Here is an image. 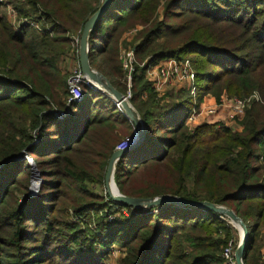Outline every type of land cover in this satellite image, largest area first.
<instances>
[{"label": "trees", "instance_id": "1", "mask_svg": "<svg viewBox=\"0 0 264 264\" xmlns=\"http://www.w3.org/2000/svg\"><path fill=\"white\" fill-rule=\"evenodd\" d=\"M102 1L7 0L41 31L15 30L0 4V264H103L114 250L118 264H228L222 254L234 230L218 215L172 205L133 210L95 189L133 132L100 91L85 89L82 102L67 103L69 68L79 61L74 40ZM89 48L91 67L122 94L121 51L134 52L129 102L147 134L115 166L119 192L231 209L249 231L243 263L261 264L264 0H110ZM172 58L190 60L201 98L257 93L261 102L236 126L190 129L185 91L173 87L159 100L147 79L148 69ZM26 157L42 171L33 197Z\"/></svg>", "mask_w": 264, "mask_h": 264}, {"label": "built area", "instance_id": "2", "mask_svg": "<svg viewBox=\"0 0 264 264\" xmlns=\"http://www.w3.org/2000/svg\"><path fill=\"white\" fill-rule=\"evenodd\" d=\"M0 4L5 6L7 19L15 30H23L30 28L41 31L42 27L37 22L18 17L16 11L7 4V0H0ZM136 32V29L131 30L130 36ZM74 44H79L78 40H74ZM122 69L126 73L127 92L124 94L129 100L131 98V77L130 74L135 63L134 52L132 49L121 51ZM147 79L152 85L153 92L157 99L163 98L166 91L171 88H177L185 91L191 99V111L187 119L188 128L192 129L206 123H211L210 118L215 117L220 111L225 112V119L223 122L217 123V128L229 127L228 122L240 120L249 105L253 102H261L257 93L252 94L246 98H228L224 97L219 102H210L207 96L199 95L198 86L196 83V73L190 60L178 61L176 59H167L159 63L156 67L147 70ZM69 98L67 103H80L84 99V90L96 91L97 88L94 83L88 80L82 73L79 62L70 65L68 77ZM207 99V100H206ZM209 101V102H208ZM119 112L121 109L119 105L115 104ZM58 118H63V113H57ZM137 133L130 134L122 139L117 145L115 151H123L132 147L136 143ZM134 210V209H133ZM111 221V220H110ZM232 243H229L223 251V258L228 264H235L234 249Z\"/></svg>", "mask_w": 264, "mask_h": 264}, {"label": "water", "instance_id": "3", "mask_svg": "<svg viewBox=\"0 0 264 264\" xmlns=\"http://www.w3.org/2000/svg\"><path fill=\"white\" fill-rule=\"evenodd\" d=\"M109 4L110 0H103L100 8L85 23L79 40L78 50V62L83 75L95 84L97 88L96 91H100L108 95L115 104L119 105L122 116L133 126L132 134L134 132L137 133L136 143L132 147L123 151H115L108 161L104 178L105 192L108 198L116 205L143 212L160 206L172 205L181 208H193L214 213L218 215L221 220H227L229 225L238 230L240 234V242L234 252V261L235 264H244L243 258L249 241V231L242 219L239 218L231 209L209 202L189 201L171 195H163L156 198L143 199L127 197L119 192L114 182L115 166L126 152L141 145L147 134V131L143 121L141 120L135 109L132 107L126 96L117 91L104 75L94 70L90 65L89 38L97 22L99 21L105 10L108 8ZM28 165L32 169L33 173H37L35 170V166L33 165L31 160H28ZM36 176L38 177L39 174L37 173ZM36 190L37 183L34 186L32 185V188L30 190V197L35 196Z\"/></svg>", "mask_w": 264, "mask_h": 264}, {"label": "rangeland", "instance_id": "4", "mask_svg": "<svg viewBox=\"0 0 264 264\" xmlns=\"http://www.w3.org/2000/svg\"><path fill=\"white\" fill-rule=\"evenodd\" d=\"M4 10H5V14L7 15L6 8H4ZM95 46H96L95 48L97 50L98 47H99V42L98 41L95 42ZM74 64H75V62H74ZM127 90H128V88H127ZM228 123L230 124V126H234V125L236 126L237 125V121H234L232 123L228 122ZM127 136H129V135H127ZM125 137H122V138H125ZM26 159L31 160L29 157H26ZM28 160H27V163H28ZM31 161H32L33 165L35 166V170L39 174V176L37 177L36 176L37 173H33L32 169L28 165L29 170H30V184H31V187L30 188H32L33 182L35 181L37 183V190H36V194H37V192L39 191V188H40V186L42 184V171L37 167V165L34 163L33 160H31ZM95 189L98 190V191H100L104 195L106 194V192H105V184H104V187H102L101 189H98L97 187ZM70 214H71V212H70ZM72 220H73V218H72ZM225 221L227 222V220H225ZM88 227L91 228V229H94V224L88 223ZM232 229L234 230V238H235V240H234V242L232 244L233 249H234L235 244H236V248H237V246H238V244L240 242V234H239V232H238L237 229H235L233 227H232ZM256 250L258 251L259 262L261 264H264V228L260 231V235H259L258 240H257V243H256ZM234 252H235V250H234ZM120 256H121L120 253L117 250H114V251H112L110 253V255L108 257L104 258L103 264H118V260H119Z\"/></svg>", "mask_w": 264, "mask_h": 264}, {"label": "crops", "instance_id": "5", "mask_svg": "<svg viewBox=\"0 0 264 264\" xmlns=\"http://www.w3.org/2000/svg\"><path fill=\"white\" fill-rule=\"evenodd\" d=\"M206 100H207V99H206ZM210 100H211V99H210ZM208 102H209V101H208ZM210 102H213V101L211 100ZM210 119H211V120H210L211 123L223 122L224 119H225V112H224V111H220L215 117H211ZM226 125H228L229 127H231L229 123L226 124Z\"/></svg>", "mask_w": 264, "mask_h": 264}]
</instances>
